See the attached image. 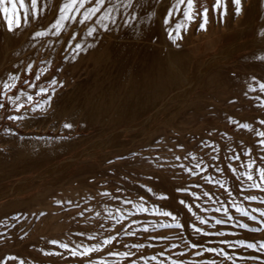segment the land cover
<instances>
[{
  "label": "rangeland",
  "instance_id": "374dc122",
  "mask_svg": "<svg viewBox=\"0 0 264 264\" xmlns=\"http://www.w3.org/2000/svg\"><path fill=\"white\" fill-rule=\"evenodd\" d=\"M203 3L209 5L208 28L198 30L201 18L197 16L192 22L193 26L190 25L187 32L185 30L181 33L182 39L174 40L176 46L179 45L177 47L182 48L188 40L205 44L209 42V37L216 36L210 21L216 13L212 8L214 0H203L202 6ZM244 8L245 21H249L252 9L249 3L248 7ZM230 10L231 16L234 17L236 11L234 8ZM229 11L226 16L231 17ZM181 17L182 15L176 21L166 23L165 30L169 31L173 23L175 26ZM83 33H86V29ZM171 37L169 35L168 40L173 41ZM22 39L23 36L15 41L6 38L8 45H5L4 41L0 42V63L8 46L14 43L19 46ZM77 44L82 45V40L70 44L64 61L71 55L70 51L73 54L80 49L77 50ZM158 44L153 43L155 48L161 49L163 44ZM254 50L253 46L242 50L234 46L226 52H219L217 48L209 50L210 52L185 49L183 53L188 57L187 69L197 70L209 57L218 55V63H223L220 65L222 77L206 86L204 81L199 82L198 93L188 99L200 100L197 107H186L185 113H178L171 122H167L172 118L168 111L159 117L150 116L149 123L151 121L152 128L142 127V130L149 132L142 137L144 140L139 139L141 143L129 144L123 152L116 151L118 147L99 143L112 130L99 134L95 124L87 125L86 128L81 119L71 123L73 127L67 129L65 124L68 123L62 121L63 130L53 136L56 138L55 145L39 142L41 146L43 143L44 146H49L47 152H40V156L50 157L51 162L12 164L14 175L0 179V194L14 192L0 197V264H20L21 260L24 264H101L102 260H107L108 264H131L132 260H136L137 264H160L161 261L163 264H171L172 260H182L186 264H212L213 261L215 264H264V213L256 211L264 209V202L246 199L249 195L264 197V191L247 188L246 178L242 175L247 170L246 149H251V155L257 159V164H260L259 157L264 155L259 144L262 138L257 136L259 131H264V125L260 123L264 120V92L259 88V85L264 83V59H261L264 57V51ZM5 68L0 67V75ZM212 71L205 79L214 74L215 71ZM8 79V76L0 78V93L4 91L3 83ZM29 89L24 91L33 95L34 91ZM171 90L164 94L161 101ZM0 102L5 104V107L0 109L1 139L9 130L17 134L9 124L21 125L24 119H8L9 116L22 115L18 111L14 113L16 108L9 104L3 95H0ZM148 112L146 114H151L152 110ZM132 121L133 119L123 125ZM245 123L252 127L243 128ZM123 125L114 126L120 128ZM134 134L135 132L131 131L130 136L125 139L130 140ZM17 135L22 136L19 133ZM91 146L92 148H87ZM12 147V144H0V154L7 158L12 157L15 155ZM233 154H238L240 159H230ZM177 156L180 157L179 160L176 159ZM214 156L219 159H213ZM63 162L67 164L64 165ZM196 162H201V169H195ZM43 164L46 168L53 165L57 168L54 170L51 167L53 170H48L51 174L36 181L38 175H42L46 169L40 167ZM181 165H184V168ZM189 167L198 174L193 175L185 170ZM217 167L222 171H217ZM232 168L237 171L233 172ZM253 171L255 172V168ZM207 176H211V180L206 179ZM19 181L23 182V185ZM216 181H223L224 186H220ZM149 188L152 192L148 191ZM177 188H188L190 191L177 192ZM105 191L111 195H102ZM161 195L167 199H160ZM117 196L119 199H115ZM141 197L145 206L150 209L149 212H136L135 205L140 202ZM126 199L133 203H124ZM58 200L62 203H57ZM180 200L186 203L182 205ZM10 201H13L14 205L2 209V206ZM233 202L247 208L257 219L252 220L237 211L232 207ZM188 204L192 205L191 210L188 209ZM222 205L228 208L232 220L225 224H216L217 219H226L222 210L216 211V208ZM153 207L172 211L184 227H159L160 224L172 225L175 221L172 217L153 213ZM117 209L122 210L124 215L121 216ZM194 213L202 216L208 223L203 224L196 220ZM117 217L119 219H116ZM193 223L203 227L205 232L197 234L191 227ZM243 224L248 227H243ZM145 225L149 226L147 231ZM128 232L135 235H128ZM109 235L115 236L116 239L102 246L100 251L86 253L84 256L71 255L72 248H76L79 253L84 246L101 243ZM52 240L68 243L70 247L60 248L59 244H52ZM223 240L230 241L231 247L221 243ZM237 241H244V244H238ZM192 243L198 244L199 247L192 249ZM248 243H253L256 247L248 248ZM137 244L143 247L137 249ZM212 247L223 249L233 259H227L220 252L204 251ZM123 251H130L135 255H110ZM197 252L202 255H196ZM13 257L15 259H10Z\"/></svg>",
  "mask_w": 264,
  "mask_h": 264
},
{
  "label": "bare ground",
  "instance_id": "6f19581e",
  "mask_svg": "<svg viewBox=\"0 0 264 264\" xmlns=\"http://www.w3.org/2000/svg\"><path fill=\"white\" fill-rule=\"evenodd\" d=\"M66 2L67 0H37V5L34 8L31 0H25L23 5L20 4V0H16L17 15L21 18V23L18 28L14 25L12 30L8 29L4 14L0 11V42L4 41L5 45H8L9 41H6V38L9 40L12 38L15 41L18 37L23 36L19 46L15 43L8 46L4 59L0 63V67H6L0 78L10 75H18L20 78L16 82V87L10 89L8 94L18 95L21 90L27 94L28 91L24 90L30 88L29 90L34 91V94L31 95L34 97L33 102L35 103L50 94L38 95L41 87L51 88L50 82L53 78L62 82V85L55 86L56 91L52 102L46 109L31 111V105L26 102V96H21L20 102L24 103L25 107L16 109L14 113L20 112L24 117V122L21 125L13 123L9 125L22 136L8 131L9 133L1 137L0 144H12L15 155L11 154L13 156L7 158L0 154V179L14 175L12 164L20 162L39 164L50 161V157L40 156V152L46 151L49 148L48 145H53L56 142V138L54 139L53 136L55 137L63 130L62 123L65 121L71 124L81 119L82 125L86 128L87 125L95 124L99 134L112 130L108 134L106 133L107 135L99 143H106L107 146L110 144L114 148L118 147L119 149L116 151L120 153L126 150V146L140 142L142 137L149 133L145 132L146 129L142 130V127H150V116L152 118L153 116L159 117L168 111L172 118L168 116L167 122H171L178 113H185L186 107L190 108L194 105L197 107L200 100L195 98V100L189 101L188 99L198 93L199 82L204 81L206 86L222 77L220 65L223 63H218V55H216L217 58L212 55L197 70L187 69L188 57L183 53L185 49L210 52L213 48H217L219 52H226L234 46L238 50L253 46L255 47L254 52L264 51V0H241V11L239 14L235 12L234 17L231 16L229 9L233 10L234 8L235 11V5L232 0H227L231 17L226 15L221 17L215 13L210 20L211 28H215L216 36L214 38L207 36L209 42H205V44L188 40L182 48L177 47L174 40H168L169 32L175 27L174 23L169 31L164 28L170 10L172 16L168 22L172 23L182 15V10L186 7L185 4L180 6V11L173 9L176 0H133L131 8L126 7L128 0H105V6L101 13H97L89 20H84L82 13L85 9H81L79 14L73 12L72 15L76 18L63 21L62 28L57 30L53 25L60 19V9ZM93 2L94 0H88L85 8L91 6ZM202 2L203 0H194L196 11L202 8ZM248 3L252 12L249 15L250 20L245 21L244 7H248ZM109 4L117 5L112 12L113 19L101 21V14ZM206 5L208 4L206 3ZM8 7L11 8V2L8 3ZM25 8H27V12H25ZM182 19L183 16L180 20ZM104 23L108 25L107 29L103 27ZM191 26H193L192 23ZM92 28H95L96 31L89 35ZM84 29H86V33H83ZM37 32H46L47 34L36 36ZM78 40L83 42L80 49L77 48L78 51L73 54L70 51L71 55L67 56L64 61L63 58L68 53L70 44H75ZM155 42H158V45L163 44L162 48H155L153 45ZM28 65L32 66L31 71L27 70ZM212 70L215 71L214 74L205 79ZM180 85L182 86L179 88ZM168 90L171 91L161 101ZM149 110H152V113L146 114ZM132 119L131 123L123 125ZM114 125L123 126L116 128ZM131 131L135 132V136L130 140L125 139L130 136ZM26 135L33 136L27 137ZM41 141L52 144L44 146L43 143L41 146L39 144ZM87 148H92V146ZM49 150L52 152L51 149ZM80 154L78 153V155ZM45 166L43 164L40 167L44 169ZM53 166L43 170V174L38 175L35 180L49 175L48 170L52 171L57 168ZM51 167H53L52 170ZM23 182H21L22 185ZM10 193L14 192L8 191L4 194L6 196ZM4 194H0V197ZM13 201L5 205L2 204V209L11 208L14 205Z\"/></svg>",
  "mask_w": 264,
  "mask_h": 264
},
{
  "label": "snow or ice",
  "instance_id": "6c2138e0",
  "mask_svg": "<svg viewBox=\"0 0 264 264\" xmlns=\"http://www.w3.org/2000/svg\"><path fill=\"white\" fill-rule=\"evenodd\" d=\"M11 2V8L8 7V3ZM233 4L235 5V11L237 14L240 13L241 11V0H232ZM25 3V0H20V4L23 5ZM32 6L35 8L37 5V0H31ZM88 3V0H67V2L63 5V7L60 9V19H58L56 21V23L53 25V27L57 30L61 29L63 26V21L71 18V19H75L76 17L74 15H72L73 12L79 14L81 13V9H85L82 13L84 20H89L92 18V16L96 15L97 13H101L102 8H104L105 6V0H94L93 3H91V6L85 8L86 4ZM186 7L183 8L182 10V16L183 19L180 20L179 22H177L175 24V27L173 29H171V31L169 32V35L172 36L173 40H177V39H182V31L187 30V28L191 25L192 22H194L197 18V16H200V22L198 25V29L199 30H206L207 27V23H208V6L206 4H204L201 8L200 11H196L194 8V0H176V3L173 5V9H175L176 11H180V6L181 5H185ZM117 5L115 4H109L104 11L101 14V21H105V20H112V12L116 9ZM126 7L131 8L133 7V0H128V3L126 5ZM213 11L216 12L217 14H219L221 17H223L224 15L227 14L228 11V6H227V0H214V3L212 5ZM0 11L3 12L4 14V19L7 21V27L9 30H12L14 25L18 26L21 23V20L19 18V16L17 15L18 13V7H17V3L16 0H0ZM25 12H27V8H25ZM172 16V11L170 10L168 12V19H170ZM131 18V15H130ZM168 19L165 20V23L168 22ZM113 22H115L113 20ZM103 27L105 29H107L108 25L106 23L103 24ZM96 29L92 28L89 32V35L95 33ZM46 32H37L36 36H44L46 35ZM179 46V45H177ZM77 48H80L81 45L77 44L76 45ZM261 59H264V57H261ZM32 66L28 65L27 70L31 71ZM37 78H39V76H37ZM19 76L18 75H10L8 81H5L3 83V89L4 91L2 93H0V95H3L4 97H6V101L13 105L16 109H20V108H24L25 104L21 103V96H26V102L31 105V111L35 112L36 110L40 109H46L47 107L50 106L52 99H53V95L55 94L56 88L55 86L57 84H61V81H57L55 78H53L51 80V88H47V87H41L39 90V94H43V93H50L49 95H47L46 98L42 97L41 100L39 102H33L34 101V97L31 94H26L24 93L22 90L20 91V93L18 95H9L8 92L10 89L15 88L16 87V82L19 80ZM255 79V78H253ZM25 83H27V81H25ZM33 87H35L33 85ZM260 91L264 92V83H261L259 85ZM254 90V89H253ZM5 107V104L3 102H0V109H3ZM8 119L10 120H21L24 119V117L22 116H9ZM233 123H236V121H233ZM260 123L262 125H264V120H261ZM73 125L72 124H65V128H72ZM243 128H251L252 126L250 124H243L242 125ZM11 131V130H9ZM257 136L261 137L262 139L259 140V144L261 146V151L264 152V131H259L257 133ZM178 147H183L182 145H177ZM248 157L247 159V163H246V171L243 172V177L246 178L247 181V188L249 189H259L261 191H264V155L259 157L260 160V164H257V159L253 158L251 155V149H246V153H245ZM177 160L180 159V157H176ZM213 159H219L218 156H214ZM230 159L232 160H239L240 156L238 154H233ZM111 163V161L109 162ZM201 162H196L195 163V169H201ZM182 168H184V165H181ZM255 168V172L253 171V169ZM186 171L190 172L193 175H197L198 173L196 171L193 170V168L189 167L185 169ZM217 171H222V169H220L219 167H217L216 169ZM233 172H236L237 169L236 168H232ZM206 179L211 180V176H207L205 177ZM217 184H219L220 186H224V182L223 181H216ZM149 192H152V189L149 188L148 189ZM177 192H189L190 189L188 188H177L176 189ZM230 194V192H229ZM102 195L104 196H109L111 195L109 192L105 191L104 193H102ZM153 195H155V193H153ZM191 195L195 196V193H191ZM115 199H119V197H115ZM160 199L162 200H166L167 197L164 195H161ZM247 200L249 201H255V200H261L262 202H264V197H259L256 195H249L246 197ZM57 203H62V201H57ZM71 203V202H69ZM124 203L126 204H131L133 203L131 200H125ZM180 204L184 205L186 202L184 200H180L179 201ZM188 209L191 210L192 205L188 204L187 205ZM232 207L236 208L237 211L243 213L245 216H249L252 220H256L257 217L255 215H252L249 210L245 207L242 206H238L235 202H233ZM135 210L136 212H149L150 209L145 206V202L143 200V198H140V202L136 203L135 205ZM223 211L226 214V219H217L215 221L216 224H225L228 223L232 220L231 214L228 212V208L226 206H221V207H217L216 211ZM151 211L153 213H157L159 215H163L165 217H172L173 221H175L174 224L172 225H165V224H160L159 227H176V228H183L184 225L181 224L178 220L177 217L174 215V213L172 211H165L163 209H160L159 207H153L151 209ZM256 211H259L261 213H264V209H257ZM117 212H120L121 216H123V212L120 209H117ZM81 215H83V213H80ZM195 215V219L198 221H201V223L203 224H207L208 221L205 220L202 216L200 215ZM126 218V217H125ZM116 219H119V217H117ZM262 223H264V221H262ZM243 227L247 228L248 225L247 224H243ZM148 225H145V231H147L148 229ZM191 227L194 229V231L197 234L200 233H204L205 230L203 227H198L195 223H193L191 225ZM128 235H135V233L133 232H128ZM220 234V233H217ZM116 239L115 236L109 235L107 238H105L101 243H95L92 244L91 246H84L83 250L80 251L79 253L77 252L76 248H72L71 249V255L75 256V255H80V256H84L86 253H91V252H98L100 251L101 247L104 245H108L110 244L112 241H114ZM52 244H59L60 248L63 249H68L70 247V245L68 243H64V242H60L58 240H52L51 241ZM221 243L223 244H227L229 245V247H231V242L228 240H223L221 241ZM238 244H244V241H237ZM135 247L137 249L143 247V245L137 244L135 245ZM199 245L196 243H192L191 244V248L192 249H196L198 248ZM248 248H255L256 245L253 243H248L247 244ZM204 251L207 252H212V253H216V252H220L223 256L227 257V259L231 260L233 259V257L231 255H229L227 252H225L223 249L221 248H216V247H212V248H206L204 249ZM110 255L112 256H118V257H129L132 255H135V253H132L130 251H123V252H113L110 253ZM163 255V253L161 254ZM196 255H202L201 252H197ZM10 259H15L10 258ZM153 259H155V257H153ZM20 264H24V261L21 260ZM90 264H95V262H90ZM101 264H108L107 260H102ZM131 264H137L136 260H132ZM160 264H163V261L160 262ZM171 264H186L185 261L182 260H172ZM212 264H215V262L213 261Z\"/></svg>",
  "mask_w": 264,
  "mask_h": 264
}]
</instances>
